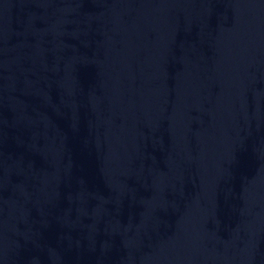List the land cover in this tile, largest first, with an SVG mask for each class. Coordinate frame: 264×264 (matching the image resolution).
Listing matches in <instances>:
<instances>
[{
    "label": "water",
    "instance_id": "95a60500",
    "mask_svg": "<svg viewBox=\"0 0 264 264\" xmlns=\"http://www.w3.org/2000/svg\"><path fill=\"white\" fill-rule=\"evenodd\" d=\"M0 264H264V0H0Z\"/></svg>",
    "mask_w": 264,
    "mask_h": 264
}]
</instances>
